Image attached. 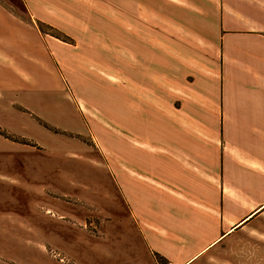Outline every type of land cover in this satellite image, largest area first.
I'll use <instances>...</instances> for the list:
<instances>
[{
    "label": "crops",
    "instance_id": "obj_1",
    "mask_svg": "<svg viewBox=\"0 0 264 264\" xmlns=\"http://www.w3.org/2000/svg\"><path fill=\"white\" fill-rule=\"evenodd\" d=\"M136 11L123 164L83 262L264 264V0H157L155 26L142 0ZM48 64L30 74L0 54V91H34L42 73L62 90Z\"/></svg>",
    "mask_w": 264,
    "mask_h": 264
},
{
    "label": "rangeland",
    "instance_id": "obj_2",
    "mask_svg": "<svg viewBox=\"0 0 264 264\" xmlns=\"http://www.w3.org/2000/svg\"><path fill=\"white\" fill-rule=\"evenodd\" d=\"M140 2L0 0V54L30 74L48 60L64 86L42 73L34 91H0V264L92 257L96 214L117 192L110 165L123 164L125 20ZM156 2L142 0L152 26Z\"/></svg>",
    "mask_w": 264,
    "mask_h": 264
}]
</instances>
